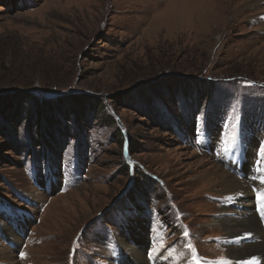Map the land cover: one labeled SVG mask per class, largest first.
<instances>
[{"label": "rangeland", "instance_id": "rangeland-1", "mask_svg": "<svg viewBox=\"0 0 264 264\" xmlns=\"http://www.w3.org/2000/svg\"><path fill=\"white\" fill-rule=\"evenodd\" d=\"M223 1L0 0V264L230 260L255 212L215 157L263 130L264 0Z\"/></svg>", "mask_w": 264, "mask_h": 264}, {"label": "bare ground", "instance_id": "bare-ground-1", "mask_svg": "<svg viewBox=\"0 0 264 264\" xmlns=\"http://www.w3.org/2000/svg\"><path fill=\"white\" fill-rule=\"evenodd\" d=\"M248 1L251 4H255L259 0H248ZM216 168H218V171L221 173L219 174L221 175L220 178L223 177V180L222 181L220 180L222 186L225 185L223 184L224 182L230 183L229 186L224 187L223 190L227 191L228 193H232L234 201L237 200L236 201L237 204L238 201H240V199L245 200L248 203H253V199H252L253 193L251 188H249V185L241 186V182L237 180L235 176H232L231 174H229V172L227 173L226 171L222 170L219 166H216ZM258 190L259 191L263 190L261 185L260 188H258ZM237 219L238 218H232V220H237ZM241 220H242V227L240 228L236 225L228 226L230 221L228 222L226 219H220V221L226 225L224 226L229 228V229L226 228L225 229L227 230V235L228 233H231L230 235H228L231 237L229 238V240L234 243V245L229 244L227 246H224V248L226 247L228 254H230L229 256L230 260L223 264H233V262L235 264V262L238 261L239 262L243 261L244 264H264V240H263L264 228L262 223L257 219L255 214H253L251 211H249V213H247V211L244 212V215ZM242 229H246V230L242 231ZM250 239H252V241L248 242V240ZM134 256H136L135 253Z\"/></svg>", "mask_w": 264, "mask_h": 264}, {"label": "snow or ice", "instance_id": "snow-or-ice-1", "mask_svg": "<svg viewBox=\"0 0 264 264\" xmlns=\"http://www.w3.org/2000/svg\"><path fill=\"white\" fill-rule=\"evenodd\" d=\"M260 156L262 157V160H264V145L261 146ZM260 171L264 172V169H260ZM261 180H262V182H264V176L261 177ZM257 199L260 202L261 211H264V190L259 191V193L257 195ZM194 264H198V262H194Z\"/></svg>", "mask_w": 264, "mask_h": 264}, {"label": "trees", "instance_id": "trees-1", "mask_svg": "<svg viewBox=\"0 0 264 264\" xmlns=\"http://www.w3.org/2000/svg\"><path fill=\"white\" fill-rule=\"evenodd\" d=\"M101 109H103V110H104V107H102ZM112 120H113V118L111 117L109 121L111 122Z\"/></svg>", "mask_w": 264, "mask_h": 264}]
</instances>
